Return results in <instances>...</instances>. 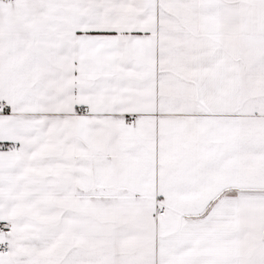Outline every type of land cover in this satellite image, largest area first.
<instances>
[{
    "label": "snow or ice",
    "instance_id": "obj_1",
    "mask_svg": "<svg viewBox=\"0 0 264 264\" xmlns=\"http://www.w3.org/2000/svg\"><path fill=\"white\" fill-rule=\"evenodd\" d=\"M0 264H264V0H0Z\"/></svg>",
    "mask_w": 264,
    "mask_h": 264
}]
</instances>
